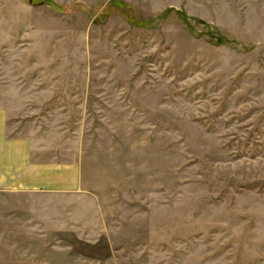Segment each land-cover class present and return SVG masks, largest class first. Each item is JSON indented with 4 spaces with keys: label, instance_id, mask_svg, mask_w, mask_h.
Segmentation results:
<instances>
[{
    "label": "rangeland",
    "instance_id": "rangeland-1",
    "mask_svg": "<svg viewBox=\"0 0 264 264\" xmlns=\"http://www.w3.org/2000/svg\"><path fill=\"white\" fill-rule=\"evenodd\" d=\"M0 109V264H264V0H0Z\"/></svg>",
    "mask_w": 264,
    "mask_h": 264
},
{
    "label": "crops",
    "instance_id": "crops-1",
    "mask_svg": "<svg viewBox=\"0 0 264 264\" xmlns=\"http://www.w3.org/2000/svg\"><path fill=\"white\" fill-rule=\"evenodd\" d=\"M0 109V189L67 191L76 187V163L34 162L30 138L8 136Z\"/></svg>",
    "mask_w": 264,
    "mask_h": 264
}]
</instances>
